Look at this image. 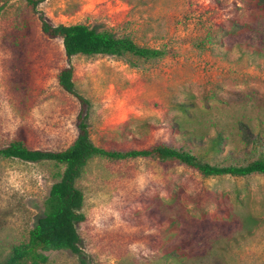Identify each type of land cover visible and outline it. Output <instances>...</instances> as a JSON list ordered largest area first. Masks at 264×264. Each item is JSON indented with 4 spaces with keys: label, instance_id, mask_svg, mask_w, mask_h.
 Returning <instances> with one entry per match:
<instances>
[{
    "label": "rangeland",
    "instance_id": "1",
    "mask_svg": "<svg viewBox=\"0 0 264 264\" xmlns=\"http://www.w3.org/2000/svg\"><path fill=\"white\" fill-rule=\"evenodd\" d=\"M258 1L0 0V150L23 136L30 149L64 151L84 119L97 146H187L218 162L241 154L240 123L264 137ZM45 21L107 30L165 56L69 58ZM70 67L74 93L58 80ZM218 130L228 141L215 156ZM55 171L0 158V261L42 217ZM76 186L85 196L82 254L45 252L48 264H264L262 175L206 178L179 164L96 159ZM173 249L183 257H165Z\"/></svg>",
    "mask_w": 264,
    "mask_h": 264
},
{
    "label": "trees",
    "instance_id": "2",
    "mask_svg": "<svg viewBox=\"0 0 264 264\" xmlns=\"http://www.w3.org/2000/svg\"><path fill=\"white\" fill-rule=\"evenodd\" d=\"M32 1V0H30ZM36 3V2H35ZM264 11V0L255 5ZM3 7L0 6V14ZM43 32L51 37H61L65 53L69 58L77 56H112L122 58L131 55L146 62L157 61L165 56V52L138 45L130 37H117L110 31L98 30L84 24L54 27L49 22H43ZM73 68H66L58 76L59 84L68 93H74ZM81 102L87 104L84 99ZM184 113H189V107L182 105ZM82 119L81 132L71 147L60 152L39 151L30 149L23 136L10 142L0 150V158L20 160L26 163H52L56 171V182L52 185L44 203V212L37 225L29 232L28 239L13 246L10 254L0 261V264H48L49 258L44 253L50 251H70L81 255V238L77 224L84 223L85 205L84 193L77 188L76 182L81 178L85 168L96 159L108 161H131L136 159L154 160L162 164L172 163L183 165L200 175L209 177L231 176L245 178L253 175L264 176V137L255 134L251 126L240 123L242 142L245 150L241 154L229 153L223 161L208 159L189 149L158 144L152 147L120 150L97 146L91 139L87 124ZM223 131H216L209 138V150L217 153L227 144ZM252 223L256 222L251 218ZM182 252L171 250L165 257L181 259Z\"/></svg>",
    "mask_w": 264,
    "mask_h": 264
}]
</instances>
